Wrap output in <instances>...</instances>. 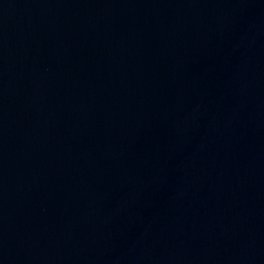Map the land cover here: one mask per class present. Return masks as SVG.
Returning <instances> with one entry per match:
<instances>
[{"label":"water","instance_id":"95a60500","mask_svg":"<svg viewBox=\"0 0 264 264\" xmlns=\"http://www.w3.org/2000/svg\"><path fill=\"white\" fill-rule=\"evenodd\" d=\"M0 264H264V0H0Z\"/></svg>","mask_w":264,"mask_h":264}]
</instances>
